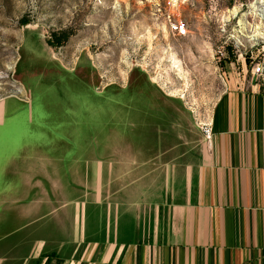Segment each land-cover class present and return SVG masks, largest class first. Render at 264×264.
I'll return each instance as SVG.
<instances>
[{
	"label": "crops",
	"instance_id": "crops-1",
	"mask_svg": "<svg viewBox=\"0 0 264 264\" xmlns=\"http://www.w3.org/2000/svg\"><path fill=\"white\" fill-rule=\"evenodd\" d=\"M226 69L209 113L153 142L34 141L31 97H0V264H264V84Z\"/></svg>",
	"mask_w": 264,
	"mask_h": 264
},
{
	"label": "rangeland",
	"instance_id": "rangeland-1",
	"mask_svg": "<svg viewBox=\"0 0 264 264\" xmlns=\"http://www.w3.org/2000/svg\"><path fill=\"white\" fill-rule=\"evenodd\" d=\"M175 10L185 34L170 28L166 0H0V97L29 95L32 138L50 144L73 129L84 144L107 131L111 142H153L160 118L177 112L197 124L231 60L264 58V0H181Z\"/></svg>",
	"mask_w": 264,
	"mask_h": 264
},
{
	"label": "built area",
	"instance_id": "built-area-1",
	"mask_svg": "<svg viewBox=\"0 0 264 264\" xmlns=\"http://www.w3.org/2000/svg\"><path fill=\"white\" fill-rule=\"evenodd\" d=\"M180 2L181 0H166V18L173 32L177 34H185L188 32L187 23L179 16V12H176L175 10ZM252 72L257 76H264V58L258 60L252 65ZM200 126L204 131L205 136L208 139L212 138L213 129L211 123L208 121H201Z\"/></svg>",
	"mask_w": 264,
	"mask_h": 264
},
{
	"label": "trees",
	"instance_id": "trees-1",
	"mask_svg": "<svg viewBox=\"0 0 264 264\" xmlns=\"http://www.w3.org/2000/svg\"><path fill=\"white\" fill-rule=\"evenodd\" d=\"M24 22H28L27 20H25ZM66 37H67V34H66V32L65 31H63V32H53V39L51 38V39H49V41H50V43H52V44H57V43H59V44H61L65 39H66Z\"/></svg>",
	"mask_w": 264,
	"mask_h": 264
},
{
	"label": "snow or ice",
	"instance_id": "snow-or-ice-1",
	"mask_svg": "<svg viewBox=\"0 0 264 264\" xmlns=\"http://www.w3.org/2000/svg\"><path fill=\"white\" fill-rule=\"evenodd\" d=\"M0 140H2V132H0Z\"/></svg>",
	"mask_w": 264,
	"mask_h": 264
}]
</instances>
